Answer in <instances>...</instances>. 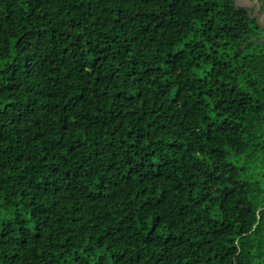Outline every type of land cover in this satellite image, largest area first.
Listing matches in <instances>:
<instances>
[{
    "label": "trees",
    "instance_id": "obj_1",
    "mask_svg": "<svg viewBox=\"0 0 264 264\" xmlns=\"http://www.w3.org/2000/svg\"><path fill=\"white\" fill-rule=\"evenodd\" d=\"M234 0H0V264H264V44Z\"/></svg>",
    "mask_w": 264,
    "mask_h": 264
},
{
    "label": "flooded vegetation",
    "instance_id": "obj_2",
    "mask_svg": "<svg viewBox=\"0 0 264 264\" xmlns=\"http://www.w3.org/2000/svg\"><path fill=\"white\" fill-rule=\"evenodd\" d=\"M237 7L244 8L250 19H253L255 25L256 19H264V0H234ZM257 39H264V36L259 35L258 31H264L257 26Z\"/></svg>",
    "mask_w": 264,
    "mask_h": 264
},
{
    "label": "water",
    "instance_id": "obj_3",
    "mask_svg": "<svg viewBox=\"0 0 264 264\" xmlns=\"http://www.w3.org/2000/svg\"><path fill=\"white\" fill-rule=\"evenodd\" d=\"M256 24H257V26L259 27V28H261L262 30H264V19H256ZM257 41L259 42V43H262V44H264V39H257Z\"/></svg>",
    "mask_w": 264,
    "mask_h": 264
},
{
    "label": "rangeland",
    "instance_id": "obj_4",
    "mask_svg": "<svg viewBox=\"0 0 264 264\" xmlns=\"http://www.w3.org/2000/svg\"><path fill=\"white\" fill-rule=\"evenodd\" d=\"M257 32V30H256ZM259 35L264 36V31H258Z\"/></svg>",
    "mask_w": 264,
    "mask_h": 264
}]
</instances>
